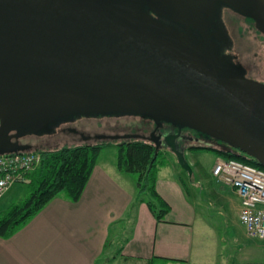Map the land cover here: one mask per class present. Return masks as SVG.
<instances>
[{
	"label": "water",
	"instance_id": "water-1",
	"mask_svg": "<svg viewBox=\"0 0 264 264\" xmlns=\"http://www.w3.org/2000/svg\"><path fill=\"white\" fill-rule=\"evenodd\" d=\"M221 5L264 35V0H0V155L36 150L23 140L75 117L116 115L194 130L264 167V84L221 54ZM121 139L161 150L153 135L95 137Z\"/></svg>",
	"mask_w": 264,
	"mask_h": 264
},
{
	"label": "crops",
	"instance_id": "crops-1",
	"mask_svg": "<svg viewBox=\"0 0 264 264\" xmlns=\"http://www.w3.org/2000/svg\"><path fill=\"white\" fill-rule=\"evenodd\" d=\"M208 148L197 150L217 153L216 146ZM197 150L186 152L188 162ZM221 158H214L212 170ZM116 164L117 159L100 156L78 202L57 197L13 237L0 238V264H190L198 213L190 195L196 186L192 175L190 186L181 167L169 174L159 168L155 188L168 212L158 219L148 198L140 199L137 179ZM209 181L215 189L209 185L208 193L217 199L236 194L217 184L212 171ZM255 246L250 243L245 251L251 256Z\"/></svg>",
	"mask_w": 264,
	"mask_h": 264
},
{
	"label": "rangeland",
	"instance_id": "rangeland-1",
	"mask_svg": "<svg viewBox=\"0 0 264 264\" xmlns=\"http://www.w3.org/2000/svg\"><path fill=\"white\" fill-rule=\"evenodd\" d=\"M257 31L259 32V30ZM240 37L236 44V50L242 58L250 57L253 59L257 64L260 76L264 77V40L260 36L255 38L256 31H251L243 36L240 35ZM130 117L132 118V116ZM97 119L89 118L78 121L74 127L92 136L104 135L109 132L124 135L126 129L131 131L141 127V124L134 119L108 120L105 116L100 119L102 121ZM71 137L60 136L61 141L53 140L52 143L43 145L40 143L49 139L47 135L38 139L28 137L23 142L34 144L36 150L33 151H49L64 145L76 144L71 141ZM107 142L112 143L101 151L100 156L102 160H116L118 141L108 140ZM218 155L220 154L197 150L192 157L190 156L189 163L196 186H191L194 183H191L188 172L181 169L185 181L191 186V198L194 197L192 199L198 202L197 219L194 224V251L190 264H248L246 261L250 258H252L250 264H264V241L256 239L249 241L247 239L246 230L240 221L241 201L239 197L234 193H224L222 198L217 199L215 194L208 193L209 185L215 189L213 184L210 181L207 183L206 180H210L213 161ZM39 164L40 162L37 166ZM158 164L162 171L168 174L172 167L180 168L176 156L170 151L161 152ZM131 175L135 179L138 177L137 174L131 173ZM213 188L212 191H214ZM28 193L26 185L15 184L0 200V214L8 209L11 204L25 199ZM249 242L252 245L257 244L251 256L245 251V247L250 244ZM111 251H113V247L109 248V252Z\"/></svg>",
	"mask_w": 264,
	"mask_h": 264
},
{
	"label": "trees",
	"instance_id": "trees-1",
	"mask_svg": "<svg viewBox=\"0 0 264 264\" xmlns=\"http://www.w3.org/2000/svg\"><path fill=\"white\" fill-rule=\"evenodd\" d=\"M111 143H76L49 151L37 150L41 155L40 164L18 183L26 185L29 191L27 197L11 204L0 214V238L13 237L57 197H64L73 203L78 202L101 151ZM224 146L230 148L228 145ZM117 148L118 170L137 174L140 199L147 197L151 211L158 219H162L168 208L155 188L160 168L158 160L162 151L155 158V146L139 139L119 142ZM214 150L224 158L236 159L264 169L255 159L229 152L225 147Z\"/></svg>",
	"mask_w": 264,
	"mask_h": 264
},
{
	"label": "flooded vegetation",
	"instance_id": "flooded-vegetation-1",
	"mask_svg": "<svg viewBox=\"0 0 264 264\" xmlns=\"http://www.w3.org/2000/svg\"><path fill=\"white\" fill-rule=\"evenodd\" d=\"M216 25L215 30L221 31V39H217V44L219 47V50L222 55L227 57L232 63H234L237 66H240L245 76L249 79H252L254 81L260 82L264 84V77H261L259 74V70L257 68V64L254 62L253 59L250 57L242 58L239 54V52L236 50V44L239 40L240 35H245L250 33L251 31H256V37L260 36L262 40H264V35L255 28V22L243 14L237 12L235 9H233L230 6L227 5H221L218 8V14L217 18L215 19ZM257 29V30H256ZM258 35V36H257ZM108 120H120L122 118L128 119H134L137 120L141 127L139 129H132L131 131L129 129H126L127 131L124 132L125 134H136L140 135L141 138H150L153 135V138L158 142L161 143V150L160 151H171L168 144L176 143L180 149L185 150L188 152L189 150L196 151L200 146H216V148H227L229 152H236L238 155H241L243 157H246L244 153H241L235 149L228 148L224 146V144L217 142L216 140L212 139L211 137H208L206 135H203L201 133H198L194 130L183 128L179 129L177 126L172 125L170 123L161 122L160 124H156L154 121H151L146 118H140V117H130V116H105ZM94 119H97L98 121L103 116L99 117H92ZM87 120L89 118L87 117H75L71 119L70 121H67L63 124H59L58 126L54 127L51 133L47 135L49 139L45 140L43 143L40 144H49L52 141H61L62 139L60 136H72L71 141L73 143H102L105 142V140H98L95 141V137L97 135H90L85 133L82 130H77L74 125L78 124V121ZM117 132H109L104 135H116ZM141 140V139H139ZM119 142L126 141L125 139L117 140ZM143 141V140H142ZM107 142V141H106ZM150 144H155L151 141H146ZM207 144V145H206ZM40 146V145H39ZM194 147V148H193ZM197 147V148H196ZM192 148V149H191ZM190 152V151H189Z\"/></svg>",
	"mask_w": 264,
	"mask_h": 264
},
{
	"label": "built area",
	"instance_id": "built-area-1",
	"mask_svg": "<svg viewBox=\"0 0 264 264\" xmlns=\"http://www.w3.org/2000/svg\"><path fill=\"white\" fill-rule=\"evenodd\" d=\"M40 160L37 151L0 155V200L33 171ZM212 175L217 184L231 188L238 195L240 221L248 237L264 241V169L236 159L221 158Z\"/></svg>",
	"mask_w": 264,
	"mask_h": 264
}]
</instances>
